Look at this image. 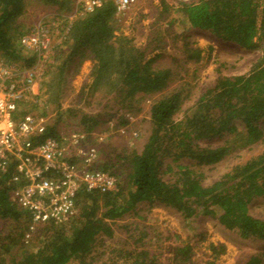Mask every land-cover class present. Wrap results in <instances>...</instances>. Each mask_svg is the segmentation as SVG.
<instances>
[{
    "label": "trees",
    "instance_id": "obj_1",
    "mask_svg": "<svg viewBox=\"0 0 264 264\" xmlns=\"http://www.w3.org/2000/svg\"><path fill=\"white\" fill-rule=\"evenodd\" d=\"M38 1L55 10L70 11L72 6V0ZM27 2L0 0V59L10 64L25 62L23 67L35 60L33 55L25 57L19 42ZM170 8L175 17L165 23L159 37H166L169 26L181 21L241 48L260 49L264 39V0H177ZM115 16L114 1L101 0L65 23L64 38L43 81L48 101L58 109L56 120L32 140L36 144L47 136L61 140L66 135L58 126L64 121L59 110L61 95L71 75L88 60V94H110L117 107L127 112L139 110L136 102L149 97L148 127L142 142L138 147L125 146L105 160L98 157L93 167L111 174L115 187L104 192L79 187L73 198L74 212L62 221L31 222L27 211L12 198L16 186L12 177L17 170L16 162H9L0 170V264H161L157 246L146 237L147 232L136 236L137 230L131 228L125 235L129 241L115 255L105 243L115 229L130 226L117 221L139 203L164 205L185 222L198 215L209 217L240 238L264 240V218L248 211L252 199H264V148L238 160L244 151L264 143V55L245 73L219 74L193 103L185 105L187 96L178 88L163 92L172 70L145 60L148 49L159 47L162 39L152 37L151 43L136 45L133 36L118 33ZM156 93L159 95L154 96ZM65 111L76 118L73 108ZM27 113L31 111L23 104L16 115ZM39 115L47 114L34 116ZM100 116V111L82 113L78 131L92 139ZM119 119V125L126 123ZM224 134L226 138L215 146L202 143ZM80 141L79 145L93 147L97 155L94 145ZM228 155L234 162L217 179L204 181L202 166ZM167 160H195L197 164L165 165ZM173 248L174 264H194L191 245L181 243ZM209 249V258L199 264H217L226 248L210 242ZM97 256L103 259L97 261ZM243 264H264V256L250 254Z\"/></svg>",
    "mask_w": 264,
    "mask_h": 264
},
{
    "label": "rangeland",
    "instance_id": "obj_2",
    "mask_svg": "<svg viewBox=\"0 0 264 264\" xmlns=\"http://www.w3.org/2000/svg\"><path fill=\"white\" fill-rule=\"evenodd\" d=\"M176 1L133 0L123 10H116L115 17L119 19L118 33L133 36L136 45H147L152 42V37L162 39L163 42L159 44V47L148 49L145 60H150V64L153 66L168 67L172 70L171 80L163 92L178 88L187 96L188 101L185 105H188L193 103L219 74L236 75L247 72L252 62L262 54L264 55V39L259 44L260 49L241 48L234 43L222 41L204 30L192 28L186 22L181 21H175L169 26L166 37H159L161 34L159 32L164 29L165 23L173 15L170 13V6H174ZM92 5H94L92 0H72L70 11H65L55 10L53 6H43L38 0H28L27 2L26 13L20 20L24 27V32L21 35L37 34L40 40L44 39L49 46L36 51L24 47L19 39L25 57L33 55L35 60L26 67H23L25 62L8 64L20 70H31L35 75L39 94L24 104L34 115L46 112L45 117L41 115L37 117L44 125L53 123L56 120V112H58V109H55V104L50 103L44 93L43 81L46 77L44 75L47 67L52 62L56 47L64 38L65 23H69L81 15L84 10L92 8ZM165 10L169 11L168 14L164 12ZM173 16L175 17V15ZM187 55L193 56L191 59H187ZM90 66L91 63L85 60L77 72L68 79L61 95L59 109L63 111L64 121L58 126L61 131L66 133L64 138L67 143L77 139L79 143H82L80 140H84L85 143L94 145L99 150L96 158L99 157L100 160L101 157L104 159L121 152L125 146L138 147L141 144L144 131L148 127L149 97H146L148 100L136 102L139 110L127 112L117 107L110 94L104 96L97 93L88 94V84L91 81ZM157 95L159 93L154 96ZM68 108L74 109L76 118L68 116L65 111ZM115 108L118 109L115 110ZM98 111L101 113L100 122L95 127L96 133L91 139L86 136V133L84 135L78 131V121L82 113L92 115ZM106 114L112 115L113 118ZM119 117H122L126 123L119 125ZM236 126L239 127V124L236 123ZM226 136L224 134L202 141V143L215 146ZM263 148L264 143L256 144L250 150L244 151L241 159L238 158V160H244ZM234 160L228 155V158L220 157L215 163L203 165L204 181L209 182L217 179ZM164 164L195 165L197 161L182 160L172 163L167 160ZM248 211L255 217L264 218V199H252ZM117 223L130 226L122 227V230L115 229L112 237L105 240L113 255L118 254L119 250L117 249L123 247L121 244H125L124 241H129L125 235L132 232L130 230L134 228L137 230L136 236L139 235V232H147L146 237L157 246L161 264H174L173 247L181 243L192 246L191 261L194 264H199L209 258L210 242H220L226 248L225 253L217 257V264H243L250 254L259 253L264 256V240L240 238L235 232L223 228L214 219L201 215L185 222L178 212L157 203H139L131 212L121 217ZM96 259L100 261L103 258L97 256Z\"/></svg>",
    "mask_w": 264,
    "mask_h": 264
},
{
    "label": "built area",
    "instance_id": "obj_3",
    "mask_svg": "<svg viewBox=\"0 0 264 264\" xmlns=\"http://www.w3.org/2000/svg\"><path fill=\"white\" fill-rule=\"evenodd\" d=\"M132 1L114 0L116 10H123ZM100 2L92 0V6ZM20 42L36 51L49 46L33 33L21 36ZM38 92L31 70H20L0 59V170L9 162H16L12 198L27 211L32 223L62 221L73 214V198L79 187L104 192L115 187V179L93 167L95 149L79 145L77 139L67 143L64 137L58 140L47 136L42 142L33 143L32 137L45 125L31 113L19 118L16 114ZM73 157L76 161L70 162Z\"/></svg>",
    "mask_w": 264,
    "mask_h": 264
}]
</instances>
